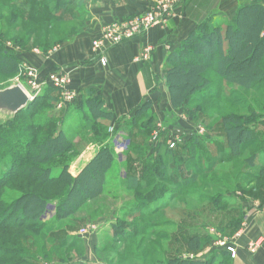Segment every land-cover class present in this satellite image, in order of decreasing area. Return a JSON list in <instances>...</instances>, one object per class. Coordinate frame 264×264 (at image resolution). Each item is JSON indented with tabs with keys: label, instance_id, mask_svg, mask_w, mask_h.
Segmentation results:
<instances>
[{
	"label": "rangeland",
	"instance_id": "374dc122",
	"mask_svg": "<svg viewBox=\"0 0 264 264\" xmlns=\"http://www.w3.org/2000/svg\"><path fill=\"white\" fill-rule=\"evenodd\" d=\"M85 1L69 0L63 22L56 24L46 25L42 21L40 26L34 27L9 16L0 21V42L17 62L14 73H0V90L20 85L29 91V71L37 75L39 83L45 84L37 94H32L34 109L30 119L19 121L24 129L22 134L42 139L62 131L72 146L65 152L66 158L56 157L43 167L56 170L67 164L70 173L83 152L91 147L97 151L103 144H111L114 163L106 175L104 192L82 203L71 214L58 217L56 204L51 203V199H58L63 194L62 186L33 189L50 203L37 225L0 230V249L4 251V254L0 253V264H166L172 256L184 257L191 253L186 250V243L178 238L180 233H191L192 228H201L199 233L206 239L194 242L192 247L212 246L216 264L224 260L230 264L231 257L225 259L220 250H224L223 244L241 234L238 201L245 202V207L257 200L264 202V179L256 177L258 167L264 164V84L245 89L227 84L218 75L208 72L211 86L194 92L190 100L174 107L162 70L161 77L172 109L164 110L165 106H161V116L153 115V121L145 123L152 128L150 139L153 144L147 150L142 137L132 143L124 136L122 141L118 139L112 132L115 126L105 118L92 122L89 129L75 107L77 94L70 89L69 72L62 67L45 69L43 64L52 61L65 45L85 33L90 21ZM105 25L94 39L91 38L90 44L100 36ZM223 25H220L222 30ZM149 57L150 54L143 61H148ZM139 60L142 59L139 57ZM60 76L67 80V91L74 94L70 102L62 99L61 91L50 81ZM213 86L215 90H211ZM55 94L56 102L54 99L47 101L46 98L51 99ZM230 113L238 119L237 124L243 121L253 140L252 146L244 148L238 155L227 146L221 125ZM149 115L150 112L145 113V119ZM106 132L105 142L100 143ZM245 141L244 138L240 142ZM171 142H175L173 148L169 147ZM117 144L124 147H116ZM21 145V142L17 143V146ZM187 148L194 149L193 155L188 154ZM261 150L259 159L253 162L255 166L251 167L252 154ZM169 151L171 154H167ZM0 153L1 185L13 168L10 144L5 143ZM174 153L179 159L177 164L172 162ZM158 158L162 159L165 169L156 179L146 181L139 177L137 187L125 182L129 168L133 166L139 172L143 166L139 161L148 159V164L154 165ZM193 177L194 180L184 185ZM24 182L18 179L2 183L1 205L7 209H0V225L18 222L11 205L22 193L29 191ZM158 203L166 204V207L149 215ZM5 248L10 252L20 249L21 254L9 256Z\"/></svg>",
	"mask_w": 264,
	"mask_h": 264
},
{
	"label": "trees",
	"instance_id": "16d2710c",
	"mask_svg": "<svg viewBox=\"0 0 264 264\" xmlns=\"http://www.w3.org/2000/svg\"><path fill=\"white\" fill-rule=\"evenodd\" d=\"M68 3L69 0H6L5 2L0 0V21L5 16H9L34 27L40 26L42 21L46 25L56 24L63 22L64 14L68 11ZM223 26L225 27L224 30L221 29V26L199 24L197 29L190 33L178 48L166 57L163 76L171 104L174 107H179L185 100H190L194 92L211 86L208 72L218 75L227 84H235L245 89L259 88L264 84V8L258 4L242 5L238 8L232 21ZM16 65V60L5 51L0 42V73H14ZM215 88L213 86L211 90H215ZM51 91L55 92L53 89ZM56 95L51 96V99L50 97L46 98L47 101L54 99L56 102ZM75 107L81 115L82 121L85 124L88 123L89 129L92 122L99 118H105L109 122L112 120L111 113L104 108L103 102L98 97L82 98L77 96ZM33 109L34 103H30L13 119L0 120V148L5 143L10 144L13 158L11 175L9 178H5L1 185L7 181L11 183L14 180L23 179L26 182L24 185L29 190L22 193L11 205V210L13 209L14 217L18 222L0 225V230H15L31 224H38L39 218L50 202L32 191L33 189H53L62 186L64 188L63 194L58 199H51V203L56 204L58 217L66 213L71 214L82 203L90 201L104 192L106 175L114 163L111 144H103L76 177L70 175L67 164L56 170L43 167L56 157L66 158L65 152L69 151L72 145L62 131H58L54 136L47 135L42 139L32 134L23 135L24 129L19 121L29 120ZM148 112L149 104H142L130 120L122 123L112 132L114 134L123 132L129 143L142 137L147 150V140H150L152 128L145 123H149V120L152 122L154 119L153 115H149L145 119V113ZM233 116L230 113L224 118L221 125L226 135L227 146L232 149L235 155H238L244 148L251 147L253 140L250 139L251 131L245 129L243 121L237 124L238 119ZM138 121L141 123L139 126ZM94 126L92 129L95 128ZM36 128L40 127L36 126ZM104 130L107 131V128ZM104 135L100 143L105 142L107 132ZM244 138L246 141L241 143L240 141ZM18 142H21V147L17 146ZM193 150V148H187L188 154L193 155ZM261 152L262 150L252 154L251 167L255 166L253 162L259 159L258 156L261 155ZM175 153L174 156L171 155L172 162L177 164L179 159ZM167 154H171V151ZM158 161L160 162L158 163ZM149 162L148 159H144V162L141 161V163L139 161V165L143 164L139 172H136L137 170L133 166L129 168L124 177L125 182L137 187L139 177H142L143 180L146 179V181L148 178L156 179L164 171V163L159 158L155 159L154 165L148 164ZM257 171V179H264V164H260ZM194 179L193 177L191 180H185L184 185ZM1 204L0 199V209L4 210L6 206L2 207ZM157 205L149 215L158 213L166 207V204L158 203ZM200 229L192 228L188 235L180 233V238L186 243L188 252L189 250L191 252L197 250L198 247H192L194 242L206 241L203 238L204 235L199 233ZM5 251L9 256L21 254L20 249H14L10 252L11 250L7 251L5 248ZM1 252L4 254V251L0 249ZM19 264L27 263L20 262ZM166 264H216V256L212 254L205 261L172 256ZM219 264L227 263L224 260Z\"/></svg>",
	"mask_w": 264,
	"mask_h": 264
},
{
	"label": "crops",
	"instance_id": "0c3cea01",
	"mask_svg": "<svg viewBox=\"0 0 264 264\" xmlns=\"http://www.w3.org/2000/svg\"><path fill=\"white\" fill-rule=\"evenodd\" d=\"M155 1L86 0L85 9L90 13V21L85 33L73 43L65 45L52 61L43 63L45 69L65 68L71 78L70 89L77 96L100 98L104 108L111 113V124L115 128L130 120L142 104H149V112L156 118L161 116V106H165L164 110L172 109L161 77L163 66L166 57L199 24L222 26L232 21L242 5L258 4L264 8V0H185L166 23L154 26L133 40L103 50L102 56L106 58L103 65L99 55L91 50V38L98 35L101 26L141 14L151 8ZM147 47L151 49L149 60H139ZM115 136L121 141L123 136L126 137L123 132L115 133ZM147 143L148 146L153 144L151 139ZM122 144L116 147H124ZM95 154L94 147L83 152L72 165L70 174L73 177L78 175ZM244 205L243 201L237 203L241 212L238 227L241 234L233 240L236 257L229 263L264 264V202L257 200L246 207ZM178 240L182 241L180 237ZM253 242H259L261 246L250 254L248 246ZM211 247L206 245L197 249L196 253L181 257L205 261L212 255ZM220 251L225 258L230 257L225 250Z\"/></svg>",
	"mask_w": 264,
	"mask_h": 264
},
{
	"label": "built area",
	"instance_id": "2783aa9c",
	"mask_svg": "<svg viewBox=\"0 0 264 264\" xmlns=\"http://www.w3.org/2000/svg\"><path fill=\"white\" fill-rule=\"evenodd\" d=\"M185 0H156L151 8L147 11L134 15L126 20H117L105 25L100 33V36L92 41V50L99 55L100 62L105 65L106 58L102 56L103 50L108 47L118 46L127 41L133 40L149 29L157 25L166 23L168 19L173 17L175 11L184 3ZM151 49L145 48L140 56V59L147 60ZM28 90H23L28 94L31 99L33 93L37 94L43 85L38 82L37 75L32 71L28 72ZM52 85L61 91V97L64 101L70 102L74 99V94L67 91V80L64 76L53 77L51 80ZM175 142L169 144L173 148ZM221 245V244H220ZM225 245L224 250L230 255L231 259L236 257V249L234 242L231 240ZM261 243L254 242L249 245L248 251L254 254L260 247Z\"/></svg>",
	"mask_w": 264,
	"mask_h": 264
},
{
	"label": "water",
	"instance_id": "95a60500",
	"mask_svg": "<svg viewBox=\"0 0 264 264\" xmlns=\"http://www.w3.org/2000/svg\"><path fill=\"white\" fill-rule=\"evenodd\" d=\"M20 85H11L0 90V120L13 119L32 102Z\"/></svg>",
	"mask_w": 264,
	"mask_h": 264
}]
</instances>
